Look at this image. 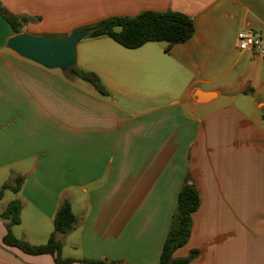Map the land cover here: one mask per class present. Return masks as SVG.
Segmentation results:
<instances>
[{"label": "crops", "instance_id": "obj_1", "mask_svg": "<svg viewBox=\"0 0 264 264\" xmlns=\"http://www.w3.org/2000/svg\"><path fill=\"white\" fill-rule=\"evenodd\" d=\"M0 6L29 18L20 30L34 36L66 37L147 11L185 14L195 28L167 55L152 43L138 48L144 51L124 71L129 80L105 58L104 69L94 62L81 67L98 75L102 95L9 50L14 34L0 16V188L15 174L24 178L19 192H4L0 213L21 203L15 237L45 244L67 199L79 224L60 236L62 259L159 264L188 180L200 204L191 237L174 258L196 251L190 264H264V55L238 46L246 28L264 42V0H0ZM8 223L0 218V264H57L52 255L5 245Z\"/></svg>", "mask_w": 264, "mask_h": 264}, {"label": "trees", "instance_id": "obj_2", "mask_svg": "<svg viewBox=\"0 0 264 264\" xmlns=\"http://www.w3.org/2000/svg\"><path fill=\"white\" fill-rule=\"evenodd\" d=\"M0 16L10 25L14 35L21 34V26L29 21V18L10 14L1 6ZM82 30L88 31L86 38L108 37L129 50L138 49L147 43H166V52H170L172 47L177 44L187 42L195 32L193 20L189 16L172 11L162 13L147 11L135 17L108 18ZM65 73L90 83L98 93L107 94L106 88L97 74L78 69L76 66ZM23 182L24 178L22 176L13 175L11 180L0 188V199L6 190L19 192ZM199 204L198 192L194 185L186 180L178 196L171 229L164 242L159 264H190L196 258V251H192L188 257L183 259H175L174 253L188 243L192 233V216ZM21 208L19 201H12L0 213L1 219L9 220L3 243L10 247H16L28 255H52L55 257L57 264L74 262V260L62 259L61 257L63 242L60 236L71 233L79 224L77 216L72 211L70 201L65 199L60 204L53 219L54 230L47 242L41 245L30 244L28 241L14 236L11 228L20 224ZM81 262L85 264H118L116 262L90 260H82Z\"/></svg>", "mask_w": 264, "mask_h": 264}, {"label": "water", "instance_id": "obj_3", "mask_svg": "<svg viewBox=\"0 0 264 264\" xmlns=\"http://www.w3.org/2000/svg\"><path fill=\"white\" fill-rule=\"evenodd\" d=\"M88 36L80 30L66 37L34 36L21 33L11 37L7 48L18 56L39 64L46 69L67 72L77 64L78 44ZM199 97V93H195Z\"/></svg>", "mask_w": 264, "mask_h": 264}, {"label": "rangeland", "instance_id": "obj_4", "mask_svg": "<svg viewBox=\"0 0 264 264\" xmlns=\"http://www.w3.org/2000/svg\"><path fill=\"white\" fill-rule=\"evenodd\" d=\"M166 46H167L166 43H152L149 47H152L154 50L160 49L163 51L164 55H167V52L165 53ZM142 51L144 50L126 49L108 37L101 38V39H84L78 44V47H77L76 68L81 69V67L82 68L85 67L84 68L85 70H89L93 62L96 64H100L99 66L103 68V66L101 65L102 64L101 60L105 58V60H108L109 62H111L110 64L115 68L114 70H112V72L114 74H117L118 78H122L123 76H125L124 71L126 67H130V64L132 63V61L134 62V59L139 58V55L142 53ZM105 60H103V62ZM125 77H127L129 80V76H125ZM83 83L93 88L90 83L86 81H83ZM127 86H130V85L128 84ZM93 91L98 93L94 88H93ZM114 94L118 95V93H114ZM119 99L121 101L122 100L128 101V105L134 104L131 98H126L122 94ZM136 105L139 107L141 106V104H136ZM133 107L135 108V105ZM142 110H144V108H142L141 111Z\"/></svg>", "mask_w": 264, "mask_h": 264}, {"label": "built area", "instance_id": "obj_5", "mask_svg": "<svg viewBox=\"0 0 264 264\" xmlns=\"http://www.w3.org/2000/svg\"><path fill=\"white\" fill-rule=\"evenodd\" d=\"M239 50L249 51L257 56L264 55V42L260 33L246 28L238 33Z\"/></svg>", "mask_w": 264, "mask_h": 264}]
</instances>
